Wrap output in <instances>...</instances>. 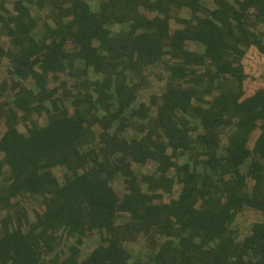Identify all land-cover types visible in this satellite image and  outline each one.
I'll return each instance as SVG.
<instances>
[{"label": "trees", "instance_id": "trees-1", "mask_svg": "<svg viewBox=\"0 0 264 264\" xmlns=\"http://www.w3.org/2000/svg\"><path fill=\"white\" fill-rule=\"evenodd\" d=\"M0 126V264H264V0H0Z\"/></svg>", "mask_w": 264, "mask_h": 264}, {"label": "rangeland", "instance_id": "rangeland-1", "mask_svg": "<svg viewBox=\"0 0 264 264\" xmlns=\"http://www.w3.org/2000/svg\"><path fill=\"white\" fill-rule=\"evenodd\" d=\"M2 132H4V126H0V137H1V134ZM152 170H150L149 172H151ZM37 207V206H36Z\"/></svg>", "mask_w": 264, "mask_h": 264}]
</instances>
